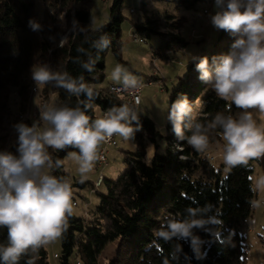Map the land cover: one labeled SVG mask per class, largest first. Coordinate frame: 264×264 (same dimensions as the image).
<instances>
[{
    "label": "trees",
    "instance_id": "trees-1",
    "mask_svg": "<svg viewBox=\"0 0 264 264\" xmlns=\"http://www.w3.org/2000/svg\"><path fill=\"white\" fill-rule=\"evenodd\" d=\"M36 1L43 6L38 18ZM196 1H190V6ZM89 2L0 0V152L17 154L18 132L8 143L7 136L16 123V112L24 109L30 100L29 86L34 65H47L55 72L82 78L94 89V97L89 101L85 95L76 96L63 87L42 85L44 96L49 90L56 94L57 107L79 106L83 109L84 103H90L86 115L93 121L99 118L102 109L121 106L109 97L106 86L100 85L105 79L106 53L111 50L120 60L123 0H109L108 21L97 29L88 27L91 18ZM140 5L145 6V0H140ZM170 18L173 19L172 16ZM71 20L75 22L73 30L58 45L57 41ZM29 21L39 27L33 29ZM62 22L65 23L64 28ZM182 23L176 19L168 23L166 31H161L154 19L146 17L143 22L133 23V27L135 34H143L147 38L156 35L155 55L166 58L168 52L187 44L180 33ZM228 33L221 30L208 53ZM101 36H107L111 41L110 46L103 50ZM235 39L231 35L230 44L222 49L223 56L229 54ZM52 41L56 44L53 45ZM94 41H97L96 47H93ZM195 61L188 70L192 69ZM83 62H88L92 70L83 68ZM204 83L201 80L193 92L191 84L181 80L169 98L170 107L181 96H186L192 106ZM13 106L17 109L14 110ZM231 112L232 106L228 101L219 98L214 90H208L199 114L191 123L198 122L208 127L217 114L232 116ZM138 117L135 123L139 124V130L132 136L136 148L125 153L124 172L114 179L103 178L100 186L104 191L95 190L98 203L90 213L93 219L86 220L73 213L68 217L67 230L60 237V264H69V258L74 254L79 257L80 264H97L98 255L115 240L120 248L117 254L126 248L130 252L131 264H246L245 241L237 227L251 215L254 205L255 193L250 178L254 158L248 159L247 163L229 166L227 173L222 174L204 157L203 150L197 151L186 140H180L168 121L164 154H154L146 161L147 141L156 144V138L161 136L149 117ZM22 123L31 126L30 120ZM221 133L219 127H209L207 145L219 141ZM190 135L186 128L185 136ZM47 151L53 162L50 172L53 176L65 179L71 188L87 184L88 181L82 178L70 180L68 173L62 170L64 157L71 153L78 155V149L48 148ZM57 160L61 162L59 167L55 166ZM196 168L201 170L202 177H191ZM91 187L94 188V182ZM163 213L167 216H162ZM182 221L194 222L198 234L186 237L177 234L171 239L160 235L161 231L168 230L170 223ZM193 237L198 238L195 245ZM7 244V228L0 227V245ZM29 261L32 264H49L45 246L35 251L28 249L20 256L18 264H29ZM108 264H120V260L115 258Z\"/></svg>",
    "mask_w": 264,
    "mask_h": 264
},
{
    "label": "clouds",
    "instance_id": "clouds-1",
    "mask_svg": "<svg viewBox=\"0 0 264 264\" xmlns=\"http://www.w3.org/2000/svg\"><path fill=\"white\" fill-rule=\"evenodd\" d=\"M215 7L221 10L211 16L212 25L236 39L229 54L219 58L218 63L213 58L214 67L207 57L200 58L199 79L210 85L219 98L230 100L241 114L238 118L217 114L208 127L191 123L190 102L186 96H181L172 102L168 120L174 134L197 151L206 148L209 127L222 129L226 142L224 163L231 167L264 156V128L257 126L248 111L257 109L264 114V0H215ZM29 24L33 29L39 27L33 21ZM99 39L103 41L102 50L110 46L107 36ZM96 46L97 41H94L93 47ZM81 66L92 70L88 62ZM31 77L37 86L54 84L76 96L83 94L89 101L94 97V89L82 78L55 72L47 65H34ZM112 78L124 89H135L138 85L136 78L119 65ZM89 107L90 103H84L83 109L79 106L46 108L40 118L49 126L42 131L35 125H15L17 154L0 152V227L7 228L8 233V244L0 245V264H18L20 256L28 249L35 251L54 242L67 230L68 217L73 210L71 186L65 179L44 171L46 165L53 166L48 148L78 149V155H71L79 162L80 173L85 174L91 170L101 142L116 134L131 139L134 131L139 130L138 123L136 128L132 126L139 117L127 104L113 106L102 118L93 121L86 115ZM186 128L191 132L187 137ZM60 164L59 160L55 162L56 167ZM192 226L170 223L168 230L161 231L160 235L165 239L177 234L186 237ZM197 239L193 237V245Z\"/></svg>",
    "mask_w": 264,
    "mask_h": 264
},
{
    "label": "rangeland",
    "instance_id": "rangeland-1",
    "mask_svg": "<svg viewBox=\"0 0 264 264\" xmlns=\"http://www.w3.org/2000/svg\"><path fill=\"white\" fill-rule=\"evenodd\" d=\"M24 1V0H20ZM192 0H145V6L140 5V0H123L124 8L122 14L124 20L121 24L120 40L122 43L120 50V60L116 58L114 53L109 50L105 56V79L101 86L114 82L112 74L119 65L134 76L138 83L142 84L140 94V104L137 107V115L149 117L156 130L161 137L156 138V144L147 141L145 160L149 161L154 154H164L166 148V141L164 137L167 134L168 114L170 110L169 98L174 89L179 85L181 80H186L191 84V90L196 91L200 73L197 70L199 60L197 57H207L210 66H213V58L219 61L223 56L222 49L230 44L231 35L224 38L218 43L210 53L212 44L215 42L221 30L216 29L211 23V16L221 9L215 7V0H197L193 6H190ZM109 0H90L88 9L91 14L88 27L97 29L108 21L109 18ZM134 9L131 13L129 10ZM36 17L38 18L43 10V6L35 2ZM204 10H206L204 12ZM173 17V19L170 18ZM146 17L154 19L161 31L168 29V23L181 20L182 26L180 28L181 35L187 41V44L174 51L168 52L166 58L155 55V49L158 44L156 35L146 37L143 34H135L133 23L143 22ZM71 21L66 26L69 27ZM65 23L62 22V28ZM194 33L191 34V31ZM142 38L144 41L140 42L138 39ZM55 45L56 42L52 41ZM173 60L172 62L169 60ZM196 60V61H195ZM195 61L191 70L189 65ZM158 69L159 75L155 78L152 76V70ZM187 76V77H186ZM186 77V78H185ZM208 90H213L210 85L204 83V88L198 93L197 99L193 101L192 120L197 117L202 106L203 97ZM30 96V94H29ZM56 94L51 90L45 96L43 95V86L40 85L38 91L30 96L29 102L24 109L27 111L28 105L30 110H36V117L31 118V126L35 125L38 131H42L48 127L47 123L40 118V114L46 108L57 107L55 105ZM232 106L231 115L233 118H238L241 110L237 109L235 105ZM16 110L17 107L13 106ZM256 124L260 128H264V114H261L257 109L248 110ZM132 126L136 127L135 121ZM226 142L221 133L220 140L213 142L206 146L203 150L204 157H207L215 168L226 174L229 166L224 163V150ZM99 144L98 149L100 148ZM175 149H180L179 146H173ZM136 146L133 139H125L118 136V143L116 146L109 148L108 163L105 166L96 167V159L92 162L91 170L85 174L79 171V162L70 154L63 159L62 170L68 173L69 179H84L87 184L84 187H72V213L77 217L93 219L90 215L95 210L98 203V196L91 191V183L94 182L98 173L101 172L103 178L114 179L117 178L125 170L123 159L126 152H133ZM97 155V154H96ZM45 172L52 175L51 167L45 166ZM170 176V175H169ZM191 177H202L200 169H194ZM252 188L255 193L254 205L251 215L245 219L237 227V231L243 236L245 245H247L249 252L246 257V264H264V156L254 158L252 162V173L250 175ZM101 192L104 191L103 186L97 187ZM162 214V213H161ZM162 216H167L163 213ZM193 226L190 228V234H198V229L194 228V222L182 221ZM45 246L47 253V261L49 264H60L61 246L60 238L54 242H50ZM118 241L108 243L102 252L97 257V264H108L111 260L118 258L120 264H131L130 252L126 248H122L120 254ZM57 254L58 257H54ZM80 261L77 255H72L69 258V264H75Z\"/></svg>",
    "mask_w": 264,
    "mask_h": 264
},
{
    "label": "built area",
    "instance_id": "built-area-1",
    "mask_svg": "<svg viewBox=\"0 0 264 264\" xmlns=\"http://www.w3.org/2000/svg\"><path fill=\"white\" fill-rule=\"evenodd\" d=\"M129 11L132 13L134 11V9L131 8ZM205 11L206 10H204V12ZM74 26H75V22H74V20H71V25L69 27H67L65 32L62 34V36L57 41L58 45L63 43L66 36L73 30ZM193 33H194V30L191 31V34H193ZM138 40L140 42L144 41L142 38H139ZM47 52L49 53L50 50H48ZM169 61L172 62L173 60L170 59ZM158 75H159L158 69H153L152 70V76L157 77ZM39 86H37L33 80L31 81L30 86H29L30 96H32L34 93H36L38 91ZM141 89H142L141 83H138V85L135 89H124L121 83H109L106 86V93L109 95V97L117 100L121 106L124 104H127L130 107H132L137 113V107L141 101L140 100ZM27 109H28L27 111L20 109L16 112V123H15V125H17L18 123H22L23 121H26V120H31V118L36 117V115H37L36 110H33V111L30 110V105H28ZM110 109L111 108L102 109L100 114H99V118H102L106 114V112L109 111ZM15 125L8 132L7 143L9 141H11L12 139H14V137H15V134H16ZM171 126H172V124H171ZM118 136H119L118 134L113 135L110 139H107L106 141L101 142V146L98 149L97 155H96V167L97 168L107 165L109 148L117 145ZM102 179H103L102 174H101V172H99L97 177L94 180V188L91 189L92 192H95L97 187H99L101 185ZM244 249H245L246 253L249 252L247 245H245ZM54 257H58V255L54 254ZM75 264H80V262L76 261Z\"/></svg>",
    "mask_w": 264,
    "mask_h": 264
},
{
    "label": "crops",
    "instance_id": "crops-1",
    "mask_svg": "<svg viewBox=\"0 0 264 264\" xmlns=\"http://www.w3.org/2000/svg\"><path fill=\"white\" fill-rule=\"evenodd\" d=\"M111 83H114V82H111ZM107 85H108V84H107ZM107 85H106V86H107ZM100 86H101V85H100Z\"/></svg>",
    "mask_w": 264,
    "mask_h": 264
}]
</instances>
